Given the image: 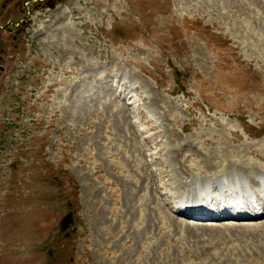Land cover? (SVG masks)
<instances>
[{"label": "rangeland", "instance_id": "374dc122", "mask_svg": "<svg viewBox=\"0 0 264 264\" xmlns=\"http://www.w3.org/2000/svg\"><path fill=\"white\" fill-rule=\"evenodd\" d=\"M263 147L264 0H0V264H264L169 211Z\"/></svg>", "mask_w": 264, "mask_h": 264}, {"label": "bare ground", "instance_id": "6f19581e", "mask_svg": "<svg viewBox=\"0 0 264 264\" xmlns=\"http://www.w3.org/2000/svg\"><path fill=\"white\" fill-rule=\"evenodd\" d=\"M232 135H233V133H232ZM252 143V142H251ZM251 143H248V145L250 144L251 145ZM257 143H259V142H256V144ZM263 143V142H262ZM253 144V143H252ZM255 144V143H254ZM255 144V145H256ZM254 147V146H253ZM219 148V147H218ZM228 148V147H227ZM241 148V147H240ZM258 148V147H257ZM264 148V147H263ZM216 149V148H215ZM223 149H226V147L225 148H223ZM249 149V148H248ZM247 149V151L248 152H250L249 150ZM256 149V148H255ZM254 149V150H255ZM259 150H260V147L258 148ZM262 149V148H261ZM243 150H245V149H243ZM201 151V150H200ZM226 151H227V149H226ZM240 151H242V150H240ZM209 152H211V150H209ZM213 152V151H212ZM219 151H217V154L218 155H220L221 156V158H222V161L223 162H225V159L227 160L226 162L228 163V165L227 164H225V165H227V166H229V164H230V167H232V168H237V167H241L242 169H243V165L244 164H242L241 165V161L238 163V159L239 158H237V159H234V158H232L231 156H228L229 154H230V150L229 151H227V152H225V150L224 151H221L220 150V152L218 153ZM207 153H208V151H207ZM242 153H244L243 151H242ZM245 153H246V151H245ZM202 154H203V151H202ZM248 154V153H247ZM209 155V154H208ZM245 156H247L246 154H245ZM249 159V158H248ZM240 160V159H239ZM247 162V164H249V167H252V163L250 162V163H248V160L246 161ZM245 163V162H244ZM247 164H245V165H247ZM146 166V165H145ZM189 166V165H188ZM182 168H184V167H182ZM191 168V167H190ZM246 171H248L247 169H246ZM245 171V173H243L244 174V177L245 178H247V180H248V182L250 183V184H252V185H254V187H256L257 189H260L259 188V186L257 185V183H256V175H258L259 173L262 175V176H264V172H261V171H255V172H253V174L250 172V170L248 171V172H246ZM233 174H235V173H233ZM227 175H230V174H227ZM154 176H155V174H154ZM215 176V175H214ZM221 176H223L220 180H216V179H213L212 177H211V179L210 180H213V181H210L209 183H211L212 184V187L213 188H215V189H217L216 188V184H218L219 182H222L223 184H225V183H227V182H229V183H233V184H235V185H240V184H242V178L243 177H238V175H234V176H232V175H230V176H228V177H225L226 175H221ZM221 176H218L219 178L221 177ZM200 178V177H199ZM216 178V177H215ZM203 180V179H202ZM198 183H200L198 180L196 181V185H201V184H198ZM203 183H204V181H203ZM202 183V184H203ZM168 187V186H167ZM156 188V190H154L153 191V198H154V200L156 201V203L158 204V203H160L161 201H163V199H165V198H169V199H172V198H174V196L172 195V193L170 192V191H168V190H164L163 188H162V186H156L155 187ZM154 188V189H155ZM171 190V189H170ZM193 190H196L195 189V187L193 188ZM165 194V195H164ZM178 194H180V192L178 193ZM177 195V194H176ZM262 195H263V197L262 196H257V199H259L260 200V202H263L264 203V190L262 191ZM210 196V199H215V194H211V195H209ZM177 199V198H176ZM175 201V200H174ZM173 201V202H174ZM172 202V203H173ZM169 205V204H168ZM169 211H170V213L171 212H174L173 210H172V208H173V204L172 205H169ZM175 213V212H174ZM176 214V213H175ZM185 215H187V216H189L190 218H193V219H197V221H201L202 223L203 222H206L205 221V219L206 218H212L211 217V215L210 214H208V213H203V212H200V214H198L197 212H191V211H189V212H187V213H185ZM189 217H186V218H189ZM263 217H264V215L263 216H254V217H250V216H246V215H237V214H234V215H231L230 217H228V218H223V219H219V218H216L217 220L216 221H219V222H228L229 220H234V218H236V220L237 221H240L241 223H236V224H233V223H226V224H228V227L230 228H233V227H237V228H240V229H242V228H248V227H251V226H255L256 225V223L255 222H261V221H259V219H263ZM175 220L177 219L176 217H173ZM185 218V217H184ZM243 218H246V219H250V220H243ZM174 220V222H176ZM179 221V220H178ZM176 222L175 224H180L181 222ZM215 221V222H216ZM245 222V223H244ZM246 222H254L255 224H253V225H249V223H246ZM183 224L185 225V226H188V227H193V225L190 223H187V222H183ZM225 224V225H226ZM251 224V223H250ZM258 224V223H257ZM190 227V228H191ZM195 227V226H194Z\"/></svg>", "mask_w": 264, "mask_h": 264}]
</instances>
